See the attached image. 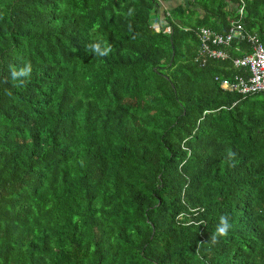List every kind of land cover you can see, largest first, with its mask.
<instances>
[{"label": "trees", "instance_id": "1", "mask_svg": "<svg viewBox=\"0 0 264 264\" xmlns=\"http://www.w3.org/2000/svg\"><path fill=\"white\" fill-rule=\"evenodd\" d=\"M162 6L0 0V264H264V92L224 89L247 70L198 57L236 0ZM244 14L264 47V0Z\"/></svg>", "mask_w": 264, "mask_h": 264}, {"label": "built area", "instance_id": "2", "mask_svg": "<svg viewBox=\"0 0 264 264\" xmlns=\"http://www.w3.org/2000/svg\"><path fill=\"white\" fill-rule=\"evenodd\" d=\"M247 0H236L237 19L230 21L227 31L217 34L209 28H200L197 32L199 41L198 57L200 65L207 60H230L235 69H246V78L235 76L233 82H222V87L236 91L242 96L264 92V47L255 33L247 32L242 24ZM247 43L249 52L241 57L231 58L227 48L231 45Z\"/></svg>", "mask_w": 264, "mask_h": 264}, {"label": "clouds", "instance_id": "3", "mask_svg": "<svg viewBox=\"0 0 264 264\" xmlns=\"http://www.w3.org/2000/svg\"><path fill=\"white\" fill-rule=\"evenodd\" d=\"M133 12L134 9H129L128 14L132 15ZM86 51H90L93 55L97 57H106L111 53L112 47L103 40L97 39L86 45ZM32 71H33V67L31 62L26 61L23 64V66H20L19 68L15 66L11 67L9 75L11 80L18 81L20 84H24L27 82V78L31 76ZM4 83H7V80H5ZM227 157L229 160L234 159L235 153L231 149H229L227 152ZM200 223L203 224L204 222L200 221ZM231 228H232V224L230 222L229 216L227 214L221 215L219 217V222L215 227V231L211 233L208 242L212 244L218 243L220 238L226 237L228 235Z\"/></svg>", "mask_w": 264, "mask_h": 264}, {"label": "crops", "instance_id": "4", "mask_svg": "<svg viewBox=\"0 0 264 264\" xmlns=\"http://www.w3.org/2000/svg\"><path fill=\"white\" fill-rule=\"evenodd\" d=\"M191 1H194V0H161V4L163 5L162 6V8L161 9H173V8H175L176 6H178V5H186L187 6V4L189 3V2H191ZM204 14V12L202 11H200V15H203ZM210 29V28H209ZM210 30H212L213 32H215V33H217V34H223V33H220L218 30H215V29H210ZM233 45H235V46H238V45H236V44H233ZM231 47V46H230ZM229 47V48H230ZM229 48H227V52H228V54L229 55H231L230 53H229V51H228V49ZM234 51L236 52V54H240L239 56H237V57H241V56H243V55H241V51H238V49L236 50V49H234ZM231 57V56H230Z\"/></svg>", "mask_w": 264, "mask_h": 264}]
</instances>
